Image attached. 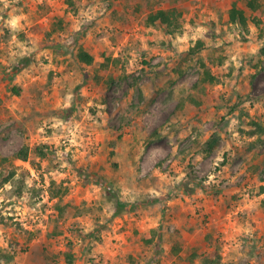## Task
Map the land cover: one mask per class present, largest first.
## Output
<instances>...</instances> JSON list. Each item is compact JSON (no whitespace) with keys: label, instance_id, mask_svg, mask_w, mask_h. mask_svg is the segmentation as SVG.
Segmentation results:
<instances>
[{"label":"rangeland","instance_id":"374dc122","mask_svg":"<svg viewBox=\"0 0 264 264\" xmlns=\"http://www.w3.org/2000/svg\"><path fill=\"white\" fill-rule=\"evenodd\" d=\"M262 1L0 0V264H264Z\"/></svg>","mask_w":264,"mask_h":264},{"label":"trees","instance_id":"16d2710c","mask_svg":"<svg viewBox=\"0 0 264 264\" xmlns=\"http://www.w3.org/2000/svg\"><path fill=\"white\" fill-rule=\"evenodd\" d=\"M70 0H68L69 2ZM176 2H173L172 4H169L168 7H161L153 12H150L147 17V23H156L159 22L161 23L167 33H172L174 30L178 27L179 25V19L183 15V10L179 9V6L176 5V3H180L182 0H175ZM245 1V6L242 8H239L236 6L234 3L231 8L229 9V20L231 22H234L242 27H244L247 24L248 19L252 20L255 23L259 22V17L261 16L263 12V1L262 0H244ZM249 10L251 13L249 16L245 14V11ZM69 18L67 15H59V14H54L52 16L51 22H50V31L51 32H56L59 29H64L68 23H69ZM204 44L203 39H198L197 42L188 50V53H195L198 50L202 48ZM77 56L80 61H83L85 63H92L93 61V56L87 52L86 50L80 48L77 51ZM206 78H208L209 81H214V76L211 75L208 71H206ZM253 124L255 125L254 129L250 131V133H255L257 128H262L261 124L253 121ZM219 144V136L214 133L207 141H205L202 144V151L204 153H211ZM37 152L40 155H44L45 151L37 146L36 147ZM27 150L24 148H21L19 151L15 153V157L20 158V159H27ZM14 171H8L6 175L1 180V184L7 181H12L13 183V189L12 191L16 195H20L22 192V187L24 186V179H18V184L14 185V178H13ZM56 191L52 194V196L56 195ZM118 206H121V201L117 200L116 201ZM58 211L56 218L62 217V218H67L71 214H74L72 211L73 206L71 203H65L63 206L58 205ZM55 216V215H54ZM47 235L52 236L54 235L53 231H48ZM148 242V240H147ZM68 261H72V256L71 254H68ZM208 261H212L211 258H209ZM217 260H215L213 263H216ZM136 263V258L133 256L129 255L125 263L123 264H135ZM204 264H207L205 262Z\"/></svg>","mask_w":264,"mask_h":264}]
</instances>
